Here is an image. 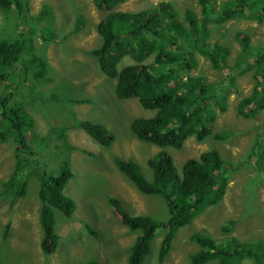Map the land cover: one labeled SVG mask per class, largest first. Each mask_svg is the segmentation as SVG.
Returning <instances> with one entry per match:
<instances>
[{
	"label": "rangeland",
	"instance_id": "1",
	"mask_svg": "<svg viewBox=\"0 0 264 264\" xmlns=\"http://www.w3.org/2000/svg\"><path fill=\"white\" fill-rule=\"evenodd\" d=\"M161 1L171 2L180 18L186 8L199 13L211 3L219 6L227 0H210L209 4L200 0H114L112 4H103L104 9L96 6L93 0H21L22 8H0V38L4 33L11 36L22 33L25 38L31 34L34 40L31 48L26 47L22 52L20 61L14 62L15 73L20 72L30 54L34 53L47 61L51 70L45 76L53 80L38 82L30 77L25 79L20 90L21 94L40 95L36 101L21 100L29 115L25 139L35 147L34 150L40 149L42 155V158L36 156L33 150L21 165V177L27 179L24 195L14 196L12 189L4 186L15 169V148L19 145L11 138L0 141V264H80L88 259L100 264H127L129 247L136 233L123 222L119 210L135 215L158 214L162 210V199L141 192L115 166L116 158L131 159L140 166L145 177L151 175L147 159L159 148L138 139L130 129V123L152 111L141 107L135 98L118 99L114 93L115 79L105 75L97 61L88 55V51L99 42L94 24L108 10L137 11L157 7ZM48 5L54 13L53 28L57 32L54 39L43 42L39 32H32L31 27L36 24L42 6ZM31 15L37 18H31ZM81 18L86 19V24L76 30ZM206 24L211 35L208 46H215V43L226 46L229 65L240 49L239 41L234 38L237 31L249 37L252 52L255 46L264 47L263 11L254 18H216L213 15ZM194 57L193 60L185 59L191 64L190 75L197 77V82L204 77L217 83L215 90H219L220 80L228 70L220 72L222 68H213L212 61L198 51ZM128 62L131 59L125 56L118 67ZM252 72L253 67H238L227 92L226 109L220 112L215 106L217 117L209 134L199 141L193 137L187 139L181 149L168 148L178 168L186 158L197 157L201 151L212 147L231 160L224 168L227 180L219 203L200 211L179 227L161 262L157 259V251L162 233L157 234L145 246L143 264H188V256L198 248L189 239L194 232L209 235L216 241L230 236L239 240H264V129L258 119L260 113L256 118L254 114L243 117L236 113L242 114L237 109L239 99L255 86ZM58 79L59 84L69 86L59 102V84L55 83ZM20 93L16 91L14 97ZM249 106L254 107L253 104ZM74 117L103 124L110 140L102 145L81 128L66 131L69 141L77 148L69 152L72 176L63 191L75 201V210L70 218L56 211L59 238L57 246L51 248L43 238L38 220L41 204L37 190L38 174L45 171L49 176L59 172L62 154L59 158L54 157V163L49 165L48 157L53 152L47 151L45 145L50 142L48 136L52 135L53 127L67 125ZM226 129H230L226 138L213 137ZM255 136L259 137L258 142ZM61 148L65 153L63 143ZM256 153L261 157L256 158ZM54 154L58 155L57 152ZM250 180L254 183L251 192L247 190ZM242 264L264 262L245 260Z\"/></svg>",
	"mask_w": 264,
	"mask_h": 264
},
{
	"label": "trees",
	"instance_id": "2",
	"mask_svg": "<svg viewBox=\"0 0 264 264\" xmlns=\"http://www.w3.org/2000/svg\"><path fill=\"white\" fill-rule=\"evenodd\" d=\"M209 1L200 0L204 4H209ZM20 2L21 0H0V8L10 10L13 6H20ZM93 2L104 9L103 4H112L114 0ZM260 11L264 12V0H227L219 6L211 3L199 13L186 8L179 18L171 2L161 1L157 7L137 11L108 10L94 24L99 42L88 51V55L97 61L105 75L115 79L114 93L118 99L135 98L141 107L152 111L148 115L132 119L130 129L138 139L149 141L159 148L147 159V165L151 169L149 177L144 176L140 166L133 160L115 159L116 168L141 192L156 195L163 200L162 210L158 214L135 215L124 209L119 210L123 222L136 233L129 247L127 264H143L145 246L160 232L162 234L158 242L157 259L161 262L179 227L188 223L195 214L219 203L227 180L224 168L230 165L231 160L212 147L201 151L197 157L186 158L178 168L168 148L181 149L187 139L193 137L199 141L210 133L211 125L217 117L215 106H218L220 112L226 109L227 92L240 65L253 67L255 86L239 99L237 109L242 114L236 113L243 117L254 114V118L260 113L258 119L264 129V47L255 46V51L252 52L249 37L237 31L234 38L239 41L240 49L229 65L226 60L229 49L226 46L217 43L215 46H208L211 35L206 24L213 15L216 18H254ZM37 15L38 18L31 15V18H37L36 24L31 27L32 32H39L43 42L54 39L57 30L53 28L54 13L51 7L42 6ZM216 22L220 23L221 20ZM79 23L76 30L83 28L86 19H79ZM33 42L31 34L25 38L22 33L14 36L4 33L0 38V141L11 138L14 144L19 145L15 148V169L4 183V186L12 189L14 196L24 195L27 191V179L21 177V165L35 149L25 139L29 115L21 100L26 98L30 102L40 98L38 94H21L20 90L25 79L33 77L34 81L45 80L46 72L51 70L43 57L31 53L27 64L22 66L20 72L15 73L14 62L20 61L22 52L26 47L31 48ZM195 51L208 57L213 68H222L220 72L228 70L223 80H220L219 90H215L217 83L204 77H200L201 80L197 82V77L190 75L191 64L189 61L185 62V59H195ZM125 56L131 62L118 67ZM47 81L53 82L51 77ZM55 83L59 84L60 79ZM58 86L59 102L61 94L66 95L69 86L63 83ZM16 91L20 95L15 98ZM81 100L83 99L76 101ZM252 104L254 107L249 106ZM257 109L260 111H256ZM75 127L81 128L99 144H108L110 140L107 128L89 119L74 117L69 124L51 129L52 135L48 136L50 142L44 145L47 151L53 152L48 157L49 165L54 163V157L59 158L62 154L60 170L56 175L49 176L45 171H40L37 187L41 201L38 220L43 238L51 244V248L57 246L59 238L56 231V211L70 218L75 210V201L63 191L72 176L69 152L77 148L69 141L66 131ZM229 132L230 129H226L213 134V137L226 138ZM255 140L258 142L259 137L255 136ZM62 143L65 153H62ZM34 151L36 156L40 155L42 158L40 149L36 148ZM54 152L58 155L55 156ZM256 156L261 157L257 153ZM253 186L254 183L250 180L247 190L251 192ZM189 239L198 248L188 256V264H242L245 260L264 262L262 239L239 240L230 236L216 241L200 232L192 233ZM80 264L100 262L88 259Z\"/></svg>",
	"mask_w": 264,
	"mask_h": 264
},
{
	"label": "clouds",
	"instance_id": "3",
	"mask_svg": "<svg viewBox=\"0 0 264 264\" xmlns=\"http://www.w3.org/2000/svg\"><path fill=\"white\" fill-rule=\"evenodd\" d=\"M49 67H50V66H49ZM49 67H48V68H49Z\"/></svg>",
	"mask_w": 264,
	"mask_h": 264
}]
</instances>
